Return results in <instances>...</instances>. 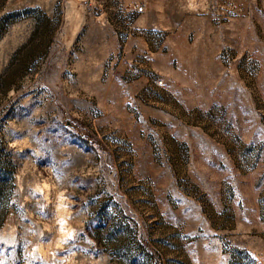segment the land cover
I'll use <instances>...</instances> for the list:
<instances>
[{
	"label": "rangeland",
	"instance_id": "1",
	"mask_svg": "<svg viewBox=\"0 0 264 264\" xmlns=\"http://www.w3.org/2000/svg\"><path fill=\"white\" fill-rule=\"evenodd\" d=\"M0 0V264H264V0Z\"/></svg>",
	"mask_w": 264,
	"mask_h": 264
},
{
	"label": "built area",
	"instance_id": "2",
	"mask_svg": "<svg viewBox=\"0 0 264 264\" xmlns=\"http://www.w3.org/2000/svg\"><path fill=\"white\" fill-rule=\"evenodd\" d=\"M123 11L126 32L132 34L136 30L137 21L146 11V0H142L138 5L127 7Z\"/></svg>",
	"mask_w": 264,
	"mask_h": 264
},
{
	"label": "crops",
	"instance_id": "3",
	"mask_svg": "<svg viewBox=\"0 0 264 264\" xmlns=\"http://www.w3.org/2000/svg\"><path fill=\"white\" fill-rule=\"evenodd\" d=\"M127 1H131V0H127Z\"/></svg>",
	"mask_w": 264,
	"mask_h": 264
}]
</instances>
